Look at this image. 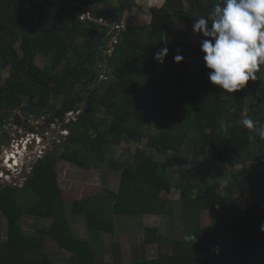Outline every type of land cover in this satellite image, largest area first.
Instances as JSON below:
<instances>
[{
    "label": "trees",
    "instance_id": "trees-1",
    "mask_svg": "<svg viewBox=\"0 0 264 264\" xmlns=\"http://www.w3.org/2000/svg\"><path fill=\"white\" fill-rule=\"evenodd\" d=\"M141 1L0 0V70L8 68L0 78V118L19 111L31 133V116L69 129L33 163L22 185L0 187V215L7 221L0 264H60L44 251L46 238L70 253L71 264H257L264 249V140L250 138L240 121L264 124V65L243 89L223 91L209 81L204 37L192 31L195 19L207 18L222 0H162L144 19L123 24L124 13ZM165 47L160 64L154 54ZM176 55L183 60L175 62ZM38 56L50 63L38 65ZM143 140L131 160L109 159L114 147ZM184 154L188 166L181 164ZM57 159L84 169L107 164L118 174V187L75 199L68 209ZM217 165L229 168L224 184L209 182ZM173 192L177 201L164 197ZM23 194L34 198L22 205ZM247 194L241 208L236 196ZM146 215L179 222L180 238L144 228L142 245L165 240L168 254L124 262L114 242L112 260L97 255L93 243L114 234L115 216ZM25 216L49 226L27 233L20 223ZM70 217L85 220L84 237L74 234ZM224 233L225 250L218 242Z\"/></svg>",
    "mask_w": 264,
    "mask_h": 264
},
{
    "label": "rangeland",
    "instance_id": "rangeland-1",
    "mask_svg": "<svg viewBox=\"0 0 264 264\" xmlns=\"http://www.w3.org/2000/svg\"><path fill=\"white\" fill-rule=\"evenodd\" d=\"M114 3V0H111L109 5L111 6ZM141 7L135 11H126L123 17V24L132 23L137 19H144L145 15H148V8L151 5H161L162 0H142ZM107 5V6H109ZM107 6L102 7L106 9ZM172 26L180 27L184 30V33L187 34L186 28L177 21H173ZM37 64L43 66L44 64H49L50 60L41 56L37 57ZM108 65L103 63V70L106 69ZM8 76V68L0 70L1 81ZM109 81V79L107 80ZM55 100L57 103L59 100ZM3 111V110H2ZM70 119V116L65 118L64 123H67ZM24 118L19 111H14L13 115H10L8 118H0V158L4 156L8 151H11L12 142L19 140L21 136H29L28 128H25ZM28 125L35 127V130L38 135V140H32L28 145L26 152H22L18 158L19 164L26 165L28 161H31V165L38 158V155L43 153L44 155L51 151L54 146V141L63 140L68 134L69 129L66 126L62 125H51L48 126L45 124L44 118L30 117L27 121ZM40 137V138H39ZM44 137V139H43ZM42 139V140H41ZM41 140L40 144H37ZM37 141V142H36ZM145 140L142 143L138 144L135 142L123 143L119 146L114 147L113 152L109 155V159L113 158L117 161L131 160L132 155L137 147H143ZM8 150V151H7ZM55 152L59 150L54 149ZM40 153V154H38ZM42 154V155H43ZM9 157L7 162L8 166H13L12 161ZM4 161V158L2 159ZM108 162V161H107ZM190 163V155L184 154L182 157L181 164L188 166ZM201 168H206V165L201 161L199 164ZM240 167V166H236ZM30 171V165L28 167H18L11 172H6L3 170V173L8 175L7 178L0 179V187L5 183L11 185L19 184L22 185L24 182V175ZM57 169H58V183L61 187L62 195L68 205V209L75 199H82L89 195H101L104 192V189L116 190L118 187V174L111 169L107 164L102 165L100 168H91L84 169L75 164L65 162L62 159H57ZM27 171V172H26ZM174 176L177 177V174L174 173ZM230 178L229 168L217 165L214 169V177L209 179V182L212 183L215 180L221 181L222 184ZM164 197L171 198L174 201L178 199V193L173 192L172 194H164ZM34 198V194H23L22 205L28 204L31 199ZM238 204L241 208H245L249 200V194L245 196H236ZM24 202V203H23ZM169 217L161 216H143V217H114V234L104 233L100 242L95 241L93 244L97 251V255L100 258H106L112 260L114 254L112 252V244L114 242L119 243L121 258L124 262L131 261L133 258H136L138 254H144L146 257H156L158 254H168L170 251V244L162 240L160 245H148L143 246V236L144 228L149 227H158L160 232L164 237L175 236L177 238L181 237L182 230L180 228L179 222L174 221ZM209 214L205 213L202 218V223L204 225L209 223ZM21 226L27 233H37L38 230L47 228L49 221L45 219H40L33 216H25L21 219ZM7 221L3 215H0V244L6 240V228ZM70 227L75 235L79 237H84L86 235V222L83 218L80 217H70ZM229 236L226 233L222 234L218 242L223 246V249H227L229 246L228 242ZM164 242V243H163ZM44 251L50 255V257L60 264H71V255L66 250L60 248L55 241L50 238H46L44 244ZM257 264H264V249L259 254V257L256 259Z\"/></svg>",
    "mask_w": 264,
    "mask_h": 264
},
{
    "label": "clouds",
    "instance_id": "clouds-1",
    "mask_svg": "<svg viewBox=\"0 0 264 264\" xmlns=\"http://www.w3.org/2000/svg\"><path fill=\"white\" fill-rule=\"evenodd\" d=\"M192 31L204 37L201 52L206 68L211 70L208 74L211 84L234 93L243 89L249 80H256V72L264 65V0H222L207 18L195 19ZM167 55L165 47L154 54V60L163 64ZM173 59L179 63L183 57L176 55ZM240 124L253 133L250 138L258 136L264 140V124L257 126L250 118L242 119ZM32 134L38 137L37 133ZM8 153L2 156L1 164V170L6 172L12 170L6 164ZM19 163L14 166L28 167L31 162ZM261 230L264 231V225Z\"/></svg>",
    "mask_w": 264,
    "mask_h": 264
},
{
    "label": "built area",
    "instance_id": "built-area-1",
    "mask_svg": "<svg viewBox=\"0 0 264 264\" xmlns=\"http://www.w3.org/2000/svg\"><path fill=\"white\" fill-rule=\"evenodd\" d=\"M35 138L38 140V137L37 136H34V134L29 133V136H26L25 138H22V139H19V140L15 141L14 144H13V147H12L11 151H9V152H12V151L18 150V149L20 151V154L22 152H26V150L28 149V145L30 144V142H32V140H36ZM43 139H44V137H43ZM41 140L38 141L37 144H40L41 143ZM38 154H40V153H38ZM42 154L43 153H41L40 155H38V158H40V157H42L44 155V154L43 155ZM7 158H9V156H7ZM28 162H31V161H28ZM0 176H3L4 178H7L8 177V175L6 173H3V170H0Z\"/></svg>",
    "mask_w": 264,
    "mask_h": 264
},
{
    "label": "bare ground",
    "instance_id": "bare-ground-1",
    "mask_svg": "<svg viewBox=\"0 0 264 264\" xmlns=\"http://www.w3.org/2000/svg\"><path fill=\"white\" fill-rule=\"evenodd\" d=\"M8 156L11 158L10 160L12 161V165L13 166H8L11 167L12 170H14L16 168V166H14L15 164H18V158L20 157V151L18 150H14L10 153H8ZM6 157V156H5ZM3 162V161H2ZM10 162V161H9ZM9 172V171H8Z\"/></svg>",
    "mask_w": 264,
    "mask_h": 264
},
{
    "label": "flooded vegetation",
    "instance_id": "flooded-vegetation-1",
    "mask_svg": "<svg viewBox=\"0 0 264 264\" xmlns=\"http://www.w3.org/2000/svg\"><path fill=\"white\" fill-rule=\"evenodd\" d=\"M22 138H23V136H21L20 139H22ZM15 141H17V140H15ZM15 141H13L12 143L14 144ZM13 144H12L11 147H13ZM2 163H3V162H2V157H1V158H0V170H1V164H2ZM18 167H19V166H18ZM18 167H17V168H18ZM21 167H23V165H22ZM30 167H32L31 163H30ZM15 169H16V168H15ZM8 171L11 172V170H8ZM9 172H8V173H9ZM26 172H27V171H26ZM28 173H29V170H28ZM28 173H27V174H28ZM27 174L24 175V179H25V176H26ZM5 184H9V183H5ZM10 185H11V184H10ZM16 185H17V184H16ZM19 185H20V183H19Z\"/></svg>",
    "mask_w": 264,
    "mask_h": 264
}]
</instances>
